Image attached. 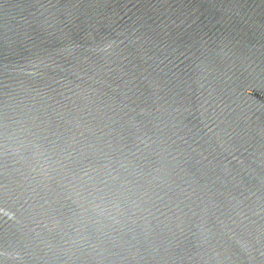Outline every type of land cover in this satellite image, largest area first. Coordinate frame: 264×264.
Returning <instances> with one entry per match:
<instances>
[{
  "label": "water",
  "instance_id": "95a60500",
  "mask_svg": "<svg viewBox=\"0 0 264 264\" xmlns=\"http://www.w3.org/2000/svg\"><path fill=\"white\" fill-rule=\"evenodd\" d=\"M0 264H264V0H0Z\"/></svg>",
  "mask_w": 264,
  "mask_h": 264
}]
</instances>
